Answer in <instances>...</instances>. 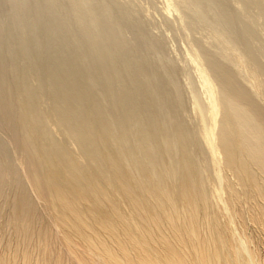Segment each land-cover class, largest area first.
<instances>
[{
  "label": "bare ground",
  "instance_id": "1",
  "mask_svg": "<svg viewBox=\"0 0 264 264\" xmlns=\"http://www.w3.org/2000/svg\"><path fill=\"white\" fill-rule=\"evenodd\" d=\"M0 264H264V0H0Z\"/></svg>",
  "mask_w": 264,
  "mask_h": 264
},
{
  "label": "rangeland",
  "instance_id": "2",
  "mask_svg": "<svg viewBox=\"0 0 264 264\" xmlns=\"http://www.w3.org/2000/svg\"><path fill=\"white\" fill-rule=\"evenodd\" d=\"M57 246L58 247H61V246H64L65 247V249H66V251H65V258H66V260H68L69 262H71L72 256L70 255V252L68 251V249L64 245V243L61 240H59L58 243H57ZM58 247H56V248H58Z\"/></svg>",
  "mask_w": 264,
  "mask_h": 264
}]
</instances>
